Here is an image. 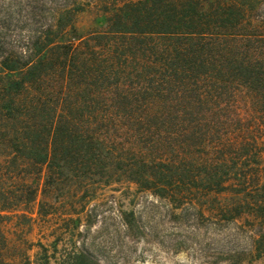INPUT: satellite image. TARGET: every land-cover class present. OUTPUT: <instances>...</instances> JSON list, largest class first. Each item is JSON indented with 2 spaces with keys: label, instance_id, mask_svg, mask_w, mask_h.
I'll use <instances>...</instances> for the list:
<instances>
[{
  "label": "trees",
  "instance_id": "trees-1",
  "mask_svg": "<svg viewBox=\"0 0 264 264\" xmlns=\"http://www.w3.org/2000/svg\"><path fill=\"white\" fill-rule=\"evenodd\" d=\"M44 3L18 37L0 6V264H132L134 209L94 228L113 208L98 190L125 184L170 218L243 219V255L264 261V0ZM35 203L54 238L15 244L6 222Z\"/></svg>",
  "mask_w": 264,
  "mask_h": 264
},
{
  "label": "rangeland",
  "instance_id": "rangeland-1",
  "mask_svg": "<svg viewBox=\"0 0 264 264\" xmlns=\"http://www.w3.org/2000/svg\"><path fill=\"white\" fill-rule=\"evenodd\" d=\"M43 1L45 2L43 8H46V5L53 6L64 0H0V6H7L15 13L16 21L11 31L13 36L24 34L25 28L22 26L25 18L32 13H38ZM79 1L86 2V0ZM84 6L86 10L79 13L78 20L81 27L87 26L98 12L97 6L93 3L90 5L85 3ZM3 158L4 155H0V162L4 161ZM4 181L8 183L9 177L7 176ZM41 182L42 178L39 180L40 184ZM114 188L112 186L100 188L95 200L92 201L96 203L109 199L113 205L112 208L110 202H107L106 205L109 206L98 217L99 221L94 228L100 226L102 216L108 217L106 220L111 223L110 217L114 216V208L134 209L136 215L141 217L147 235L145 240L142 239L135 244L132 264H230L233 260L224 258L235 253L241 256V264H263L264 261L261 259L249 260L243 255L250 247L249 232L243 219L228 222L222 227L217 225L208 211H204L205 216L209 217L206 220L197 219L193 214L186 218L184 216L183 220L174 219L169 216L168 204L149 191L137 190L133 184H125L119 190ZM40 197L39 194L38 199ZM22 210L36 219L28 223L16 217L11 218L6 222L7 236L18 245H24L23 239L27 240V243L40 241L49 244L54 238L51 228L59 222V214H54L51 221L44 225L36 216V203L24 209L20 208L19 211ZM176 242L180 243V249L175 252L172 244ZM36 250L35 245L27 250L31 258Z\"/></svg>",
  "mask_w": 264,
  "mask_h": 264
}]
</instances>
